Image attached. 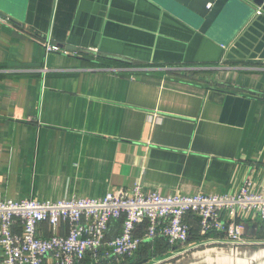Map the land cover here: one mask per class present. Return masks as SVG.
Returning <instances> with one entry per match:
<instances>
[{"label": "crops", "instance_id": "1", "mask_svg": "<svg viewBox=\"0 0 264 264\" xmlns=\"http://www.w3.org/2000/svg\"><path fill=\"white\" fill-rule=\"evenodd\" d=\"M260 10L237 0L203 33L176 0H0V199L101 198L137 182L264 191ZM250 219L249 244L232 245L188 216L192 241L217 242L177 254L145 244L166 251L147 262L264 264V223ZM120 228L112 221L107 238Z\"/></svg>", "mask_w": 264, "mask_h": 264}, {"label": "built area", "instance_id": "2", "mask_svg": "<svg viewBox=\"0 0 264 264\" xmlns=\"http://www.w3.org/2000/svg\"><path fill=\"white\" fill-rule=\"evenodd\" d=\"M45 46L47 52L60 50L51 42ZM188 216L197 220L202 237L249 244L243 223L250 218L264 223V191L245 180L225 194H163L137 182L101 198L0 199V264H130L146 243L162 240L177 254L216 241H192ZM114 220L121 221L120 232L108 239Z\"/></svg>", "mask_w": 264, "mask_h": 264}, {"label": "water", "instance_id": "3", "mask_svg": "<svg viewBox=\"0 0 264 264\" xmlns=\"http://www.w3.org/2000/svg\"><path fill=\"white\" fill-rule=\"evenodd\" d=\"M177 2L184 5L187 9L193 12L196 17L201 21L199 30L206 33L210 27L216 22L221 14H225L230 11L233 7V2L237 0H176ZM256 7L260 8L257 11L259 17H264V0H247ZM3 15V14H1ZM5 16V15H3ZM60 47L67 50H75L71 46L61 45ZM262 225L259 222L253 224L254 230Z\"/></svg>", "mask_w": 264, "mask_h": 264}, {"label": "trees", "instance_id": "4", "mask_svg": "<svg viewBox=\"0 0 264 264\" xmlns=\"http://www.w3.org/2000/svg\"><path fill=\"white\" fill-rule=\"evenodd\" d=\"M159 243H164L162 240H159V241H157V244H159ZM165 244V243H164ZM146 245H149V246H151L150 245V243H146ZM146 245H143L142 247H141V249H140V252L142 251V249L143 248H145L146 247V250L145 251H147V254H146V256L147 257H145V258H138L137 260H136V257L134 258L135 260H133L130 264H141V263H145V261H148L149 260V258L150 257H159V255L160 256H162L166 251H164L165 250V248H167L168 246L166 245V247L164 248V250L163 251H160L159 252V250H158V247L157 248H149L148 246H146ZM162 247H164V246H162ZM163 249V248H162ZM144 251V250H143ZM158 251V252H157ZM139 252V253H140ZM138 253V254H139ZM158 254V255H157ZM138 256V255H137ZM148 259V260H147ZM144 261V262H143Z\"/></svg>", "mask_w": 264, "mask_h": 264}, {"label": "rangeland", "instance_id": "5", "mask_svg": "<svg viewBox=\"0 0 264 264\" xmlns=\"http://www.w3.org/2000/svg\"><path fill=\"white\" fill-rule=\"evenodd\" d=\"M159 258H161V257H156L153 261L156 262ZM151 260H152V258H151ZM155 262H154V263H155ZM154 263H153V264H154ZM141 264H143V263H141ZM146 264H149V262L146 261Z\"/></svg>", "mask_w": 264, "mask_h": 264}]
</instances>
